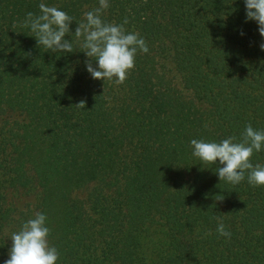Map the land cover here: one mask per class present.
Listing matches in <instances>:
<instances>
[{"label":"trees","instance_id":"trees-1","mask_svg":"<svg viewBox=\"0 0 264 264\" xmlns=\"http://www.w3.org/2000/svg\"><path fill=\"white\" fill-rule=\"evenodd\" d=\"M41 2L73 17L75 51L23 26ZM108 3L102 20L149 49L120 85L91 77L74 35L99 0H0V264L36 212L56 264H264V186L220 181L190 146L264 131V50L245 0ZM251 162L264 166V147Z\"/></svg>","mask_w":264,"mask_h":264},{"label":"clouds","instance_id":"clouds-1","mask_svg":"<svg viewBox=\"0 0 264 264\" xmlns=\"http://www.w3.org/2000/svg\"><path fill=\"white\" fill-rule=\"evenodd\" d=\"M245 6L246 22L254 20L258 24L262 38L259 47L264 50V0H245ZM108 7V0H99L98 7L85 11L74 35L79 50L88 58L85 63L91 77L120 85L134 68L137 53H147L149 49L139 33H126L123 25L102 20V15ZM39 10L38 15L28 12L23 22V26L30 28L36 37L37 44L52 52L75 51L73 43L65 39L66 34L70 33L73 17L43 2L39 4ZM243 34L241 32V35ZM93 62H96L95 67ZM76 105L83 108L85 102L80 101ZM235 140V137H228L217 143L192 139V155L203 164L217 165L215 171L220 181L237 185L245 179L247 173L250 185L264 186V166H254L251 162L253 153L261 151L264 147V131L254 130L249 123L241 133L240 141L234 142ZM222 199L223 197L219 200ZM45 221L46 216L36 212L34 218L22 222L19 231L11 233L12 246L9 249V258L4 264H56L59 253L49 244L50 229ZM216 232L219 236L231 238L230 231L222 221L218 222Z\"/></svg>","mask_w":264,"mask_h":264},{"label":"rangeland","instance_id":"rangeland-1","mask_svg":"<svg viewBox=\"0 0 264 264\" xmlns=\"http://www.w3.org/2000/svg\"><path fill=\"white\" fill-rule=\"evenodd\" d=\"M51 218L53 219V220H59V218H60V213H58L57 211H54V212H52L51 214ZM49 241V240H48Z\"/></svg>","mask_w":264,"mask_h":264}]
</instances>
